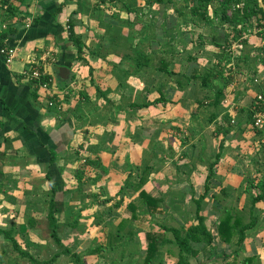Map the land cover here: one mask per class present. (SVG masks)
<instances>
[{"label": "crops", "instance_id": "0c3cea01", "mask_svg": "<svg viewBox=\"0 0 264 264\" xmlns=\"http://www.w3.org/2000/svg\"><path fill=\"white\" fill-rule=\"evenodd\" d=\"M87 1L26 0L19 8L20 18L8 22L14 24L16 33L6 42L17 49V57L8 65L0 56V230L12 234L19 248L37 261L33 264H72L63 255L53 261L58 249L51 236L49 222L51 201L54 205V214L58 213L55 217L62 245L72 253L75 251L84 255L86 243L95 237L98 239L111 235L115 237V232H118L116 236L120 233L130 235L133 232L135 235L143 236L151 229L152 232L156 230L163 233L161 227L166 225L165 223L150 224L149 231L135 232L138 222H144L145 218L156 215H150L142 209L139 220H132L127 210L128 204L138 201L139 197H136V194L140 189L158 200L152 193L153 184L156 182L165 193L167 191L169 193V190L173 192L179 190V185L183 183L179 177H170L173 180H170L171 184L167 183L168 175L173 172L176 175L184 172L192 175L200 173L194 175L196 183L191 182L187 185L194 191L197 189L196 186L204 188L213 164H209L208 160L211 162L214 158L215 161L219 154L220 163L217 170L215 168L208 186L210 192L203 201L207 203L204 212L212 214L207 216L203 214L212 233L216 232L221 208L237 206L240 209L241 203L248 205L250 198L246 197L249 194L245 192L248 179L254 180L256 187L252 194L254 197L261 194L264 189V128L255 130L246 119L254 98L260 94L254 91L255 85L250 86L247 92L243 90L240 95L230 92L228 96L226 92L223 103L213 108L205 106L210 103L213 92L203 89L199 82V85H195L197 81H188L195 72L194 68L200 71L205 67L200 64V60L204 62L210 59L203 54L212 47L209 45L210 36H216L219 44L227 42L228 46L232 40L230 29L238 30L246 24L234 26L221 20L222 24L215 25L214 20H211L213 18L211 12L209 13L211 17L208 14L209 22H203L197 17L196 22H191L188 21L190 16H187V20L180 17L179 14L184 10L178 6L153 4L152 7H148L146 2L150 0H146L145 6L148 10L153 11L157 8L155 13L161 15L165 12V20L161 18L163 23L157 27L159 41L155 42L154 46L158 44L171 47V39H167L166 36L176 29L181 32L182 39L176 38L186 49L198 47L202 36L207 46L205 48L201 46L202 54L191 64L193 68L188 58L181 61L174 70L176 74L186 76V79L177 75L176 79L175 77L170 79V83L174 82V85L167 87L169 76L166 74L165 83L161 82L153 90L159 97L149 99V103L159 100L158 103L145 108H131V105L138 104L137 87L133 83L137 82L142 70L150 67L148 61L152 60L131 52L123 56H119L120 52L106 55L100 45L104 41L113 40L104 35L102 25L93 13L90 14L92 20L88 19L90 10ZM95 7L98 5L95 4ZM59 8L62 11L56 15ZM115 8L114 4L108 5L105 12L103 8L98 7L106 14L104 22L108 24L115 22L117 14L111 13V9ZM121 11L122 9H119V12ZM128 14H132V11H128ZM128 17L126 22L130 26L133 20ZM70 18L76 25V34L86 46H89L82 59H78L76 50L68 38ZM35 19H38L37 24ZM171 20L176 22L175 27L170 26ZM138 26L140 24H134L138 31L144 30ZM221 30L225 33L222 38ZM246 36L247 34L241 38L245 39ZM140 42L136 37L133 39V46ZM150 44L153 46V42ZM209 51L212 52L213 47ZM177 56L179 58L181 53L178 52ZM213 58L217 61L215 57ZM138 63L140 67L136 66ZM35 64L51 77L52 82L48 89L40 87L37 92L34 91L35 86L22 75ZM119 64L123 68H120ZM62 69L67 71L64 75ZM258 72L257 76L264 79V71ZM177 79L182 81L181 86L176 84ZM86 94L89 95V100L84 98ZM36 95L37 98L34 97ZM52 100L53 106L50 105ZM154 112L159 115L153 117ZM211 115L216 117L212 122ZM219 127H224L221 134L217 130ZM226 130L227 134H223ZM75 144L82 149L80 152L73 150ZM205 149L209 151V157L206 159L203 157ZM50 150L56 154L54 164L50 163ZM212 150L214 152H211ZM181 152L184 153L180 155ZM87 158L100 163L99 167L85 168L90 171V175L96 177L89 176L87 178H91L90 180L86 178L78 181L77 166H82L85 163L84 159ZM184 158L190 160L188 165L184 163ZM216 171L226 173L219 180ZM137 174L141 175L138 183L141 178L143 179L141 187L137 181L131 179ZM147 175L150 177L149 182L145 180ZM153 175H156L155 179L152 178ZM87 180L96 188L94 192L113 196L115 209L112 213L104 214L100 210L105 208L108 200L92 202L87 208L85 205L88 200L84 201L85 204L82 202L80 206L75 205L77 199L74 197H81L82 193L89 194L88 190L84 191L87 189ZM51 184L56 189L53 195ZM223 188L227 195L226 200L220 202L213 200L210 193ZM233 190H238L237 192L244 190L239 203L231 195ZM209 196L212 200H208ZM116 198L118 201H115ZM163 200H158V205L162 214L167 215ZM165 200L169 205L168 199ZM118 203L120 205L116 206ZM173 203L179 210L185 206ZM74 206L81 210L84 208L80 212L78 222L75 216L70 217V211ZM213 210L217 212L218 217L214 215ZM248 210L251 211L250 214H246L245 220L254 219L255 225L245 231V240L238 251L236 247L238 237L234 239L232 245L220 241V244L224 245L223 254L215 252L213 254V251L217 250L214 242L209 246L212 248L211 251H206L211 254V260L203 262L204 259H198L199 261H192L193 264H222V261L227 262V259L239 263L249 257L256 259L252 264H264V199L254 205L250 204ZM91 215L96 216V221L94 218L87 219ZM245 220L246 225L249 222ZM74 222L78 223L75 228L72 227ZM108 223H112L109 233L106 232ZM83 227L86 228L85 232ZM167 247L168 245L160 247V251L163 252ZM175 250L172 244L171 248L165 250L164 259L155 264H176L178 253L175 255ZM2 254L4 258L0 256V264H32L21 258L14 251L13 244L0 235V255ZM203 255L205 254H201L200 257L204 258Z\"/></svg>", "mask_w": 264, "mask_h": 264}, {"label": "rangeland", "instance_id": "374dc122", "mask_svg": "<svg viewBox=\"0 0 264 264\" xmlns=\"http://www.w3.org/2000/svg\"><path fill=\"white\" fill-rule=\"evenodd\" d=\"M145 1L146 0H117L114 3V6L116 8L111 9V13L117 14L116 18L114 19L115 22H113V23L111 22V24H108V22L107 23L104 22V20L106 18V14L104 13L105 8L108 7V5H112V3L109 2V0H88L87 1L88 7L90 10L89 14H88V19L92 20L90 14L93 13L94 17L96 16L100 22V25H102L101 29L103 30L104 35L106 37L111 38L110 40H113L112 42H109V40L104 41L103 44L100 45L101 48L103 49V51L106 53V55L108 53H111V55H113V53L116 54L117 52H120L121 54H119V56H123V55H128V52H131V54H134V55L138 54V55L146 58L149 55L151 56L152 50H154L156 52L155 55H153L151 57L152 65H150V67H147L144 70H142L140 72L141 75L138 76V78H137V82L133 83L137 87L136 102L138 104L139 103H147V102L149 103L150 102L149 99L154 98V97H155V99H157L159 97L158 93L156 91H153V90L161 82L165 83V76H166L165 73L157 71V68L160 65L159 64L160 63L159 58L162 56L165 57L164 55H166V53H168L167 50L170 47V46L168 47L165 45L163 46V45H158V44L154 46V43L159 41V37H158V33H157V27L159 28L162 20L163 19L165 20V12H164V15L163 14L161 15L158 12L155 13V10L157 9L156 7H155L156 9H154L153 11L148 10L147 7L145 6ZM190 3L193 4V2H190ZM259 3H260V6L264 9V3L262 2V0H259ZM95 4L98 5V7L103 8L104 11L99 10L98 7H95ZM191 4H187V2L181 1L176 6H178L179 8H182L183 10H186L187 7L191 6ZM167 6H169V5H167ZM119 9H122V11L119 12ZM4 11H5L4 8H2L0 5V15H1L0 20L1 21H4L3 20L4 13H5ZM128 11H132V14H128ZM210 12L212 13V10ZM233 13H234L233 10H229L227 12V15L229 17H231ZM221 14L222 13L217 12V15L214 17L215 25L222 24ZM128 16H130L131 19L133 20V24L130 26L126 22L127 19H129ZM209 17H211L210 14H209ZM161 18H162V20H161ZM10 21L11 20H9L8 22H10ZM138 23L140 24V26H138V28L141 27V30H142V28H144L143 31H138L137 27H134V24H138ZM6 24L8 25V23H6ZM256 24L257 23H254V22L252 24L247 23L246 26H248V28L245 32L247 34V37L245 39L240 38V40L247 41V45H244V48L242 47V45H240L238 43L232 44L231 43L232 41L230 42L229 47H231V49L233 48L231 50V55H234V57L237 55V57H239L238 58L239 61H232L231 64H228L227 66L223 65V67H225L226 70L229 67H232L231 71L233 72L232 76L230 73L227 74V76H225L226 78H228L227 80H230V81L232 80V83L230 82V84L228 85L227 90H226L228 96H229L230 92L236 93L237 95H240L243 90H244L243 92H245V91L247 92L249 90V87L254 86V85H255L254 91L257 93L262 92L263 90L261 91V89H264L263 77H261L262 79H260L262 81L261 87H258V86H260L259 84L250 83L252 80V75L257 74V73L259 74V72H258L259 70L264 71V38L257 36L258 35L257 32L259 30V25L258 24L256 25ZM230 31H231L230 32L231 33L230 39L233 40L234 37L237 36L238 31H235L232 29H230ZM136 37H137V41L138 42L141 41V42L139 44H137V46H133V39H135ZM176 37L182 39V34L177 29L172 30V32L168 33L166 36L167 39H171L170 45H171V47L173 46L174 57L171 61H169L171 63L170 69H172V70H176V68H178V65L181 63V61L187 60L188 58H192L194 56H199L202 54V52H201L202 47L201 46L198 45V47H190V48L188 47L187 49L190 50V51H188L186 49V47H184L180 42H178ZM152 42H153V46H151V44H150ZM212 47H210L209 49L212 50ZM151 48H152V50H151ZM209 49L205 50L203 52V54H204V56H207L210 59H207L204 62H202V60H200L201 61L200 64L205 65V67H208V66L209 67L207 69L205 67H203L201 69L202 71L203 70L206 71L209 68H214L215 63L217 62V61H214V58H213L215 53H212V52L216 51L215 47H213L212 52L209 51ZM242 49H243V52H242ZM178 52L181 53V56H180L181 59H180V57L178 58V56H177ZM155 57H156V59H154ZM165 58H166V60L168 59L167 56ZM215 58H216V60H218L217 57H215ZM208 60L210 62H208ZM221 61L223 64H227V63H225L227 61V58H225V59L223 58ZM236 62L239 63L240 65L239 66H238V64L235 65ZM232 65L233 66L235 65V69L233 68ZM120 68H123V67L120 65ZM221 70H222V68H221ZM226 70L223 69L222 72L226 73ZM172 78H173L172 76H169V79H167V81H169L167 83V87L168 86L170 87V85L171 86L174 85V82L172 84L170 83V79H172ZM175 79H176V77H175ZM194 84L199 85L198 82H195ZM148 90H151V92H148ZM208 114H209V112H208ZM156 115L158 116L159 114H157V112H154L153 117H156ZM157 122L159 123V120ZM154 126H155V124H154ZM251 127L254 128L253 126H251ZM186 129L187 128L185 127V130ZM212 149H213V147H212ZM73 150L80 152L82 149H80V146L78 144H75ZM211 152H214V150H212ZM182 153H184V152H181L180 155H182ZM203 157H205V159L207 157H209V151L208 150L205 149V154H203ZM185 158H186V155H185ZM185 158L183 161L185 164L188 165L190 163V160H186ZM216 160H217V158L215 159V161ZM213 161H214V158L212 159L211 162L208 160V163L209 164L215 163V161L214 162ZM219 163H220V159H219ZM207 167H209V166H207ZM45 169L47 170L46 166H45ZM80 169H84L82 174L79 172ZM216 170H217V167H216ZM79 173H80V175H79ZM216 173H217V178L220 180L221 176H223L226 172L225 171H221V172L216 171ZM92 174H93V172H92ZM148 175L151 176L150 174H148ZM148 175L145 176V180L147 182H149V180H150V177ZM194 175H200V173H195ZM194 175H192V173L188 174L187 172H184L181 175L180 174L176 175L175 172L170 173V175H168V177H169L168 181H167L168 184H171L170 180H173L170 177L176 176V177H179V179L183 180V183H181V185H179V187H178L179 190H177L175 192L169 190L170 186H168L169 193H168V191L165 193L164 189L160 190L161 187H160L159 183H157V182L154 183L152 193H154L158 197L159 201H161V199H164L163 204H164V208L166 207V209H167V215H163L162 210L159 207L158 211L157 210L153 211V213L150 214V215H156V216H153L150 218H145L144 222L140 221L137 223L135 232L138 230L149 231L150 230V224L155 225L156 223H161V224L165 223L167 226L178 227V228L182 227V226L191 227L194 223L197 224V221H196L197 206L195 205V203L193 204V202L191 200V197H192L191 194L193 193L194 197L199 198L200 195L203 193V191L205 193V189L203 188V186H199V187L196 186L197 189L195 191H194V189H192V187L189 188L190 185H187V184H190L191 182H193V184L196 183V179H195ZM76 176L77 177L81 176V178L83 180L84 179L86 180V178L89 176H91L92 178L96 177L95 175H90V171L86 170L83 165L77 166ZM140 177H141V175L137 174L136 176L131 177V179L137 181L136 183H138V179ZM155 177H156V175L152 176V178H154V179H155ZM188 178H189V180H187ZM87 179L90 180L91 178H87ZM89 180H87L88 181V185L86 186L87 189H85V190L83 189L84 191L88 190L89 194L82 193L83 195H81V197L79 196L80 198L78 196L74 197L77 199L75 205L79 204V206H80L82 202H84L85 200H88L87 204L85 205V208H87L88 205H90V206L92 205V202L97 203L98 201L103 202L104 200H108V202L105 204V208L103 207L100 210L102 212H104V214H106L108 212L112 213L113 210L115 209V205L112 202L113 196H104V195H102V192H94L96 190V188L92 187L93 184H91ZM218 182L217 183L219 185H221L220 184L221 182L220 181H218ZM142 190L143 189H140L137 192L136 197L137 196L139 197L140 192ZM221 190H223V191H221ZM224 191H225V188L218 189L216 192H214V193L211 192L210 194L214 195L215 197H218V198L220 197L218 200L219 202L225 201L227 196L224 197L223 194H221ZM237 191L238 190H235V191L233 190V193L231 195H233L234 199L236 198L238 203H239L241 201V196L244 195V190H242V192H237ZM228 195H230V194H228ZM246 197L250 198L247 206L244 205V203H241L242 206L240 204H238V205H240L239 211L241 212V215L245 219H246V214H250L251 210L250 211L248 210V209H250V204L254 205L253 202L251 201V198H252L251 194L247 195ZM51 198L53 199V197H51ZM165 198L168 199L169 205L166 203ZM208 200H212V198L210 197ZM213 200H214V198H213ZM115 201H118L117 198L115 199ZM173 202H177L178 204L180 203L179 206H183V204H185V206L182 207L181 210H179L178 206H176ZM181 202H182V204H181ZM84 204H85V202H84ZM206 207H207V203L203 202L201 204V209H200V212L202 213V215L203 214L205 216L212 215V214H208V211L206 213L204 212ZM244 207H246L248 209H243ZM78 208H79L78 206H74L72 208V211H70V214H71L70 217L73 218L75 216V220L77 219V222L81 216L80 212H82L84 210V208L82 210H81V208H79V209ZM223 208H221V209H223ZM209 212H211V211H209ZM212 212H214L215 213L214 215L216 217H218L217 212L215 210H213ZM78 213H79V216H78ZM57 214L58 213H56L55 215H57ZM99 215H101V212H99ZM90 218H94L96 221V216L91 215V216H88L87 219H90ZM149 219H151V220H149ZM164 221H166V222H164ZM245 221L249 222L248 220H245ZM108 227H110V228H108ZM108 227H106V229H108V230H106V232H108L109 229H112V223H110V224L108 223ZM85 229L86 228L83 227L84 232L86 231ZM122 229L124 230V228H122ZM131 232H133V231H131ZM117 233L118 232H115V234H114L115 237H113V235H111V236H106L103 239H98L97 237H95L94 240H92V239L89 240V243H86L87 249L85 250L84 255L79 254L80 257H83L82 261H84L85 264H141L142 263L141 259L143 258V252H145L146 244H148L151 241L148 238V235L153 234L156 236H160L162 234L160 231H156V230H154L152 232V229L150 232H147V233L145 232V234H143V236H138V234L135 235V234H133L134 232L131 233L130 235L125 234V233H120V235L116 236ZM213 235H214V241L212 242V244L215 242V245L217 247V250L215 249L213 251V254H214V252L223 254L224 253L223 252L224 245L220 244V240H219V237L217 236V232H215ZM169 236L171 237V239L173 238L170 234H169ZM169 236L167 235L168 238H169ZM216 242H218V243H216ZM54 243H55V241H54ZM55 245H56V243H55ZM173 246H175V245H173ZM56 247H57L58 251L62 250L58 247V245H56ZM168 247L171 248V244H168ZM168 247L166 249H168ZM193 247H195L197 250H201L200 256H201V254L207 253L206 251H211V249H212L209 246H203V244H193ZM166 249H163V252H161L159 249V253H158L156 263L160 259H164L163 257L165 256L164 252ZM175 249H176L175 255H177L178 248L175 246ZM73 253H76V252L73 251ZM0 256L2 258H4L3 254ZM200 256H199V260L204 259L203 262L207 261L205 257L202 258ZM65 257H66L65 259L67 261H71V259L68 256H65ZM229 261L231 262V259ZM190 264H193V262L190 261Z\"/></svg>", "mask_w": 264, "mask_h": 264}, {"label": "trees", "instance_id": "16d2710c", "mask_svg": "<svg viewBox=\"0 0 264 264\" xmlns=\"http://www.w3.org/2000/svg\"><path fill=\"white\" fill-rule=\"evenodd\" d=\"M25 1L26 0H0V3H1L0 5L5 10L4 17H3L4 21L0 20V50L4 47L15 48L14 46L8 45L6 42L8 39H10V37L13 34L16 33V30L13 27L14 24L11 23L7 25L6 23H8L9 20L14 21L15 18H20L18 16L19 10H20L19 8L24 5ZM116 1L117 0H109V2H111L112 4H114ZM180 1L187 2V4H191L190 2H193L191 6L187 7L189 8L188 11L184 10L183 12L179 14L180 17H183L186 20H187V16H190L191 18L188 21H191V22H196L195 21L196 17L198 19H201V21L203 22L205 21L209 22L208 14L210 13L211 10L213 13V18H211L212 21L214 20V17L217 15V12H220L222 13L221 20L225 21L226 23L230 25H234V26H239V25L242 26L244 24L247 25V23L252 24L254 22V23H257L260 28L262 27V23L264 22V9L260 6L259 0H150V1H147L146 4L148 7H152L153 4L171 5V6L176 7V5L179 4ZM262 2L264 3V0H262ZM229 10L234 11L231 17L227 15V12ZM61 11H62L61 8H59L56 11V15L59 14ZM37 23H38V19H35V24ZM169 24L171 27L172 25L173 27L176 26V22L173 20H171ZM246 25L242 26L241 29H238V30L234 29L235 31H238V34L236 37H234L233 40H231L232 44L237 42L238 44L242 45L243 48H244V45H247V41L240 40V38L245 36L246 34L245 33L247 30L246 28H248V26ZM75 28H76V25L73 22V20L70 18L68 22V34H69L68 38L76 50V55L78 56V59H82V55L85 54L87 50H89V46H86L82 42L81 38L75 32ZM221 31H220V37L222 38L225 36V33H223L224 32L223 30ZM257 34H258L257 36L263 37L260 31L257 32ZM209 38H210L209 45L215 47L216 49V51L212 53H215L214 57L218 58L217 62L215 63V67L209 68L206 71L205 70L199 71V69L194 68L195 70H193V72L194 71L195 72L191 75L190 78H188V81H197L200 83V86L203 89L212 91L213 97L210 100V103H208V105H205V106H211L213 108H217L220 104L223 103L222 100L224 99L226 95L227 87L230 84V82L232 83V80L231 81L227 80L228 78L225 77L229 73L232 76L233 74V72L231 71L232 67H229L226 70V68L223 67V65L227 66L228 64H231L232 61H239L238 59L239 57H237V55L235 57L234 55H231V50L233 48L231 49V47H229L230 42H229V45L227 46L228 44L227 42L226 44L217 43L218 39L216 36L214 37L210 36ZM199 45L202 46L203 48L207 46L204 41L203 36L200 38ZM167 52L168 53L164 55L165 57L167 56L168 58L167 60L163 56L159 58L160 65L158 66L157 71L163 72L167 74L168 76L177 77L178 75L179 77L180 74L178 73L176 74L174 70L170 69L171 63L169 61H171L174 57L172 47H169ZM242 52H243V49H242ZM155 53L156 52L152 50L151 56L150 55L147 56V59H151V57L155 55ZM0 56L2 57L3 62L7 64L6 57L2 55L1 53H0ZM223 58L224 59L227 58V61L225 62L227 64L222 63L221 60ZM154 59H156V57ZM197 59H198L197 56L189 58L190 66L193 62H196ZM148 62L150 65H152L151 61H148ZM139 64L140 63H138L136 66L140 67ZM237 64L238 66L240 65L239 63L236 62L235 65ZM235 65L234 66L232 65L234 69H235ZM191 67L193 68L194 66H191ZM28 69L30 70V72L34 71L35 69H38L40 72V77L38 79H34V78L28 79L29 82L32 84V86H35L34 91L36 90L37 92V90L40 89V87L42 88L44 85L46 86V89L49 88L52 82L51 77L48 76L42 68H40L38 65L35 64ZM223 69L226 70V73L222 72ZM257 75L258 73L252 75V80H251L252 83L254 79L258 77ZM180 77H185V79L187 78L186 76H180ZM24 78L26 77L24 76ZM263 82H264V79H263ZM176 84L178 86H181L182 81L180 79H177ZM258 87H261V85ZM261 91L262 92H260V94L264 93V89H261ZM257 96L254 98L252 105L247 112L248 123L251 124V126H253L254 129H257L254 125L255 115H257L258 113H263L264 111V101H259ZM34 97L37 98V95ZM84 98H86V100H89V95H87ZM53 101L54 100L51 101L52 102L50 104L51 106L54 105ZM158 102L159 100L154 101L152 103H147V104L146 103L145 104H133L130 107L131 108H145V107H149ZM215 118H216L215 115H211L210 122L215 120ZM223 128L224 127H219L217 129L219 134L222 133ZM227 130L226 132H223V134H227ZM49 152L51 154L50 163L54 164L56 161V156H55L56 154L54 151H51V150ZM219 159H220V155L217 156V160L210 167V172L204 184L205 193L200 195L199 199H195L193 193L191 194L192 196L191 200L197 206V217H196L197 224L195 223L191 227H187V228L168 227L166 225H163L161 227L162 229L161 231L163 233L161 235L159 234L160 236L149 234L148 238L151 241L148 244H146V249H145V252H143V258L141 259L142 260L141 264H155L157 257H158L160 247L162 246L164 247L168 244H171V245L173 244L177 246L178 248V260L176 264H190V261H198L201 250H197L195 247H193V244H203V246H211L212 242L214 241V235H213L214 233H212V230L210 229L209 225L206 223L205 221L206 217L202 215V213L200 212V209H201V203L204 201L205 197L210 192V189L208 188V186L210 184V181L213 178L215 168L218 167ZM84 160H85V163L83 165L85 168L100 166V163H98L97 161L90 160L88 158ZM83 170L84 169H80L79 172L82 174ZM77 179L78 181L82 180L81 176H78ZM48 180L51 181L50 178ZM127 181L129 182V177ZM142 185H143V179H141L139 183L140 187ZM51 186H52V195H53L56 189L55 187H53V184H51ZM255 188L256 187L254 186V181L252 179H248L247 188L245 189V192L252 195L253 190ZM221 194H223L224 197L227 196L225 191ZM139 197L140 198L138 201H132L127 206V210L131 214V219L135 221L139 220L140 218L139 215H141L140 211L142 209H144L145 212L149 214H152L153 211H156V210L158 211L159 209V205H158L159 201L156 200L155 198H152L145 191H141ZM213 198L214 200H219L220 197L218 198L213 195ZM263 199H264V189L262 190L261 194L257 196L254 197V195H252L251 201L253 202V204H256L257 202ZM119 205L120 204L118 203L116 206H119ZM220 213H221L220 215L221 217L218 221V225L216 228L217 236L219 237V240L221 242L227 245H232L234 242V239L238 237V240L236 243V247L238 248L237 249L238 251L241 248L242 243L245 240V231L253 228L255 225V221L254 219H251L249 223L245 225L244 224L245 218L241 215V212L239 211L237 206H233L231 208H223L222 211H220ZM49 222H50V228L52 232L51 236L54 239L56 245H58V247L62 249L61 251H58L55 254V256L53 257V261L59 256L63 255V256H68L71 259L70 262L73 264H85V262L82 261V258L80 257L78 253H72L71 250H69L68 248H65L62 245L61 239L58 233L59 225L57 223V218L55 217V214H54L53 201L50 204ZM77 224H78L77 222H74L72 227L75 228ZM169 234L173 237L172 238L173 240L171 239ZM0 235H3L6 240L10 241L13 244L14 251H16L21 258L30 261L32 264L37 262L35 259H33V257L29 253L19 248L17 242L12 238L11 233L3 232L0 230ZM167 235L169 236V238L167 237ZM203 256L206 258V260H211L212 258L210 253H205V255ZM255 260H256L255 257L253 258L249 257L239 263H237L236 260H233L231 263H229L228 262L229 260L227 259L228 263L223 260L222 264H252L253 262H255Z\"/></svg>", "mask_w": 264, "mask_h": 264}, {"label": "built area", "instance_id": "2783aa9c", "mask_svg": "<svg viewBox=\"0 0 264 264\" xmlns=\"http://www.w3.org/2000/svg\"><path fill=\"white\" fill-rule=\"evenodd\" d=\"M27 27H29L27 25ZM261 32L264 37V22L262 23V27L259 28L258 32ZM0 53L6 57V63L12 64L15 58L17 57V49L16 48H10V47H4L0 50ZM34 70V69H33ZM32 71V70H31ZM23 76H25L27 79H38L40 77V72L38 69H35L34 71L30 72L28 69L27 71H24L22 73ZM261 77H257L254 79L253 83L261 85L262 81ZM42 88L46 89V86L44 85ZM259 101H264V94H258L257 96ZM254 125L258 130H262L264 128V111L263 113H258L254 117Z\"/></svg>", "mask_w": 264, "mask_h": 264}, {"label": "water", "instance_id": "95a60500", "mask_svg": "<svg viewBox=\"0 0 264 264\" xmlns=\"http://www.w3.org/2000/svg\"><path fill=\"white\" fill-rule=\"evenodd\" d=\"M64 72H67L66 69H62V75H64Z\"/></svg>", "mask_w": 264, "mask_h": 264}]
</instances>
